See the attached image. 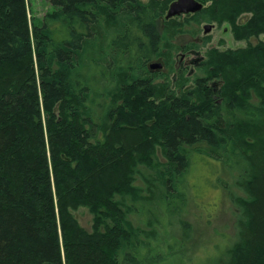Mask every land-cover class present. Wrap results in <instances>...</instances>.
I'll use <instances>...</instances> for the list:
<instances>
[{"label":"trees","instance_id":"1","mask_svg":"<svg viewBox=\"0 0 264 264\" xmlns=\"http://www.w3.org/2000/svg\"><path fill=\"white\" fill-rule=\"evenodd\" d=\"M172 1L52 0L39 25L27 0H0V264H143L154 232L129 214L157 200L180 213L195 154L236 167L245 193H231L237 240L209 264H264V41L211 48L192 79L174 69L178 16L165 20L166 40L160 29ZM199 1L197 23L264 32V0ZM158 57L173 81L150 68ZM141 163L159 183L135 184ZM80 206H101L111 224L88 231Z\"/></svg>","mask_w":264,"mask_h":264},{"label":"rangeland","instance_id":"2","mask_svg":"<svg viewBox=\"0 0 264 264\" xmlns=\"http://www.w3.org/2000/svg\"><path fill=\"white\" fill-rule=\"evenodd\" d=\"M27 1L31 22L39 25L57 9L52 0ZM142 1L146 3L150 0ZM189 17L190 14L176 17L181 23L182 30L171 39V42L174 44V69L183 64L192 75V79L197 74H203L199 63L207 57V52L211 48L237 49L248 45L255 46L264 41V32L239 38L229 21L221 24L197 23ZM250 17L251 13H243L238 18V23H245ZM166 19H168L166 15L159 18L165 40L169 36L165 27ZM156 62L162 64L161 68H156L163 74L161 81L164 79L173 81L176 74L166 66L164 59L155 58L150 61V65ZM222 83L221 79L216 78L210 81V85L216 88ZM140 105L143 107L144 102H140ZM145 113L150 116L148 109ZM147 121L150 123L151 119L147 118ZM165 160L158 150L153 163L156 165L158 162L161 167ZM136 167L142 170V174H135V184L143 189L147 187L143 174L155 178L154 181L159 183L156 169H152L153 167L146 163L137 164ZM237 175V168L232 164L230 166L225 161L195 154L190 170L184 177L186 200L183 207L179 208L180 213L168 211L166 214L165 204L160 200L152 204L151 210L150 206H147V210L137 204L136 206L141 209L129 214V218L135 225L149 232V235L154 232V237L149 241V250H143V264H209L213 259L222 256L238 238L237 219L241 209L232 199L231 193L238 196H244L245 193L235 184ZM131 201V198L127 197L129 204ZM72 212L79 223L91 232L104 231L105 225L112 222L106 209L103 210L101 206L94 210L80 206Z\"/></svg>","mask_w":264,"mask_h":264},{"label":"water","instance_id":"3","mask_svg":"<svg viewBox=\"0 0 264 264\" xmlns=\"http://www.w3.org/2000/svg\"><path fill=\"white\" fill-rule=\"evenodd\" d=\"M204 7V4L199 0H173L168 8L166 18L175 17L181 14L196 13ZM152 69L161 68V63H152Z\"/></svg>","mask_w":264,"mask_h":264},{"label":"bare ground","instance_id":"4","mask_svg":"<svg viewBox=\"0 0 264 264\" xmlns=\"http://www.w3.org/2000/svg\"><path fill=\"white\" fill-rule=\"evenodd\" d=\"M189 14H193V13H189ZM182 15V14H181ZM177 16H180V15H177ZM152 69V68H151Z\"/></svg>","mask_w":264,"mask_h":264}]
</instances>
